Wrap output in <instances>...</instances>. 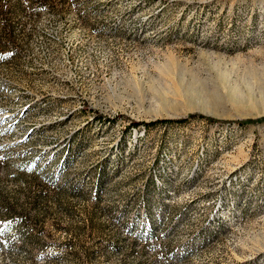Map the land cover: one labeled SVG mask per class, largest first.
I'll return each instance as SVG.
<instances>
[{
    "label": "rangeland",
    "instance_id": "1",
    "mask_svg": "<svg viewBox=\"0 0 264 264\" xmlns=\"http://www.w3.org/2000/svg\"><path fill=\"white\" fill-rule=\"evenodd\" d=\"M0 264H264V0H0Z\"/></svg>",
    "mask_w": 264,
    "mask_h": 264
},
{
    "label": "trees",
    "instance_id": "2",
    "mask_svg": "<svg viewBox=\"0 0 264 264\" xmlns=\"http://www.w3.org/2000/svg\"><path fill=\"white\" fill-rule=\"evenodd\" d=\"M201 118H203V117H201ZM205 120H207V121H212L211 119H209V118H204ZM182 120H184V119H177L175 122H181ZM155 122H162V121H155ZM155 122H151V123H144V126H147V125H149V124H153V123H155ZM164 122V121H163ZM132 125H134L135 123H131ZM238 124H242V122H238Z\"/></svg>",
    "mask_w": 264,
    "mask_h": 264
}]
</instances>
